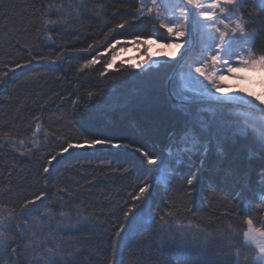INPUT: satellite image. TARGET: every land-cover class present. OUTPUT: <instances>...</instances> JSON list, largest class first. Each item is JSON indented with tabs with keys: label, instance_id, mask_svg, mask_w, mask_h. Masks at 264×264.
I'll use <instances>...</instances> for the list:
<instances>
[{
	"label": "trees",
	"instance_id": "1",
	"mask_svg": "<svg viewBox=\"0 0 264 264\" xmlns=\"http://www.w3.org/2000/svg\"><path fill=\"white\" fill-rule=\"evenodd\" d=\"M138 14L133 0H0V214H18L25 197L44 190L57 219L63 203L72 223L83 225L64 237L78 249L76 264H111L115 231L124 211L140 204L133 197L147 182L150 198L123 234L116 264H204L235 260L238 251L240 264H251L255 250L244 246L245 221L256 218L264 231V152L252 131L222 141L220 149L211 139L206 154L185 152L178 146L189 117L166 90L171 62L139 72L117 56L114 68L100 75L121 47L111 43L146 40L157 27ZM238 14L255 33L253 50L264 52V8L244 2ZM125 21L124 29L110 31ZM93 57L98 63L79 71ZM91 138L110 143L73 149L48 165L65 142ZM137 147L158 165H147ZM178 154L171 166L175 178L166 182L163 167ZM192 172L199 183L189 196L182 178ZM189 227L207 242L181 249L162 241L169 230ZM14 236L13 227L9 238Z\"/></svg>",
	"mask_w": 264,
	"mask_h": 264
},
{
	"label": "snow or ice",
	"instance_id": "2",
	"mask_svg": "<svg viewBox=\"0 0 264 264\" xmlns=\"http://www.w3.org/2000/svg\"><path fill=\"white\" fill-rule=\"evenodd\" d=\"M244 2L245 0H186V4L192 5L196 10L193 13L192 8H186L184 0H181L179 4L171 6L181 9L183 13L181 19L176 18L174 12L170 13L168 3L163 0H152L151 7L147 8V16L149 19H158L159 27L168 34V39L160 44L161 48L171 50L163 63L174 60L178 54L183 59L185 70L181 73L180 84L173 94L176 108L184 111L190 103H207L215 111L223 113L224 110H228L231 116L238 119L225 120L223 126L229 128L233 134L244 136H247L248 130L251 129L255 134L258 149L264 152V91L257 95L254 91L245 88H239L237 91L227 84L229 79L238 81L249 79L247 75H238V73H259L260 83L264 86V52L256 53L252 50L251 40L255 33L247 31L250 25L242 15H230ZM254 2L264 8V0H254ZM144 15L142 0L137 19ZM55 23L56 21L53 20H45V24ZM127 23V21L118 23L115 29L110 31L124 29ZM154 34L155 40H142L140 36H134L132 40L125 42L116 39L109 47L115 49L117 45H120V51H123L127 44H150L162 39L158 33H155V30ZM194 34H198L201 38L199 51L194 47L192 39ZM48 39L51 40V37L49 36ZM237 45H245L246 48L240 54H236L233 49ZM92 47L89 45V49H81V51H89ZM182 49L183 52H181ZM160 55L163 57L164 53L161 52ZM116 59L117 55L113 54L111 60L104 65V71L100 73L102 77L109 69L114 68ZM96 63L98 60L93 57L82 64L79 71L83 72ZM158 63L161 62L145 61L143 64H130L128 70L146 72L153 64ZM124 64L125 62L121 61V65ZM16 67H23V65L17 64ZM114 70L119 72L121 68ZM254 112L259 113V116L254 115ZM257 121H259L258 125ZM181 138L187 142L183 149L185 152L196 150L200 145V139L190 128L183 133ZM65 143L66 146H61L56 155L47 158L49 166L56 161L57 156L70 154L73 149L85 146L95 148L110 142L103 138H91L85 139L83 143L80 141ZM111 146L126 147L119 144H111ZM134 150L144 157L147 165H158L157 158L146 151L139 147ZM206 152L205 147L204 153ZM49 166L43 167L44 173H49ZM183 179H186L189 186L187 194L191 196L196 184L199 183L198 173L192 172ZM150 187L151 185L145 182L133 197L140 204L133 205L124 211V221L112 238L113 259L111 264H116L117 251L125 239L123 234L135 223L137 215L142 212V206L150 198ZM64 191L65 189H60L61 193ZM260 194L261 203H264V187L261 188ZM47 195L46 191L41 190L31 197H25L18 214H9L7 217L0 214V264H76L78 249L71 240H65L64 237H70L75 232H79L83 225L80 222L72 223L73 217L63 210V203H61L59 219H57L54 211L46 204ZM60 200L61 202L64 200L63 195L60 196ZM76 216L79 218L80 213L77 212ZM152 219L154 220V217ZM17 220L20 222L17 223ZM245 223L247 230L243 232L244 246H254L255 249L251 264H264V231L255 228L251 218H248ZM13 227L15 236L10 239L9 234L12 233ZM158 232H164L163 225ZM200 239L207 242L205 237H200L199 232H193L191 227L188 230L181 228L169 230L165 236H162V241L181 249L195 246ZM239 256L238 251L235 260L217 257L214 260L205 261L204 264H240Z\"/></svg>",
	"mask_w": 264,
	"mask_h": 264
},
{
	"label": "rangeland",
	"instance_id": "3",
	"mask_svg": "<svg viewBox=\"0 0 264 264\" xmlns=\"http://www.w3.org/2000/svg\"><path fill=\"white\" fill-rule=\"evenodd\" d=\"M133 1H135L137 3L138 9L140 10L142 0H133ZM163 2L169 4L170 13L174 12L176 18L182 19L183 13H182L181 9L179 7H176V8L171 7L174 4H179L181 2V0H163ZM245 2H252V3L256 4L254 2V0H245ZM151 4H152V0H143V7H144V13H145V15L143 17H148L147 16V8L151 7ZM256 5H258V4H256ZM184 6L186 8H192L193 13H195L196 10L193 8L192 5H187L186 0H184ZM154 15L155 14L153 13V16ZM230 15H233V16L239 15L238 14V8L234 9L230 13ZM194 18H195V16H194ZM150 20H153L156 23L157 27L153 29L150 37L146 40H155L154 30H155V33H158L162 39L157 40L155 43H150V44H139V45L127 44V46L124 48L123 51H120V49L117 51L116 54H117L119 59H122V60L125 59V61L127 63H131V64H134V63L140 62V61L144 62L146 60L149 62H152V61L163 62L165 60V58L167 57V55L169 54V52L171 50L161 48L160 44L168 39V34L164 29H161L159 27V20L158 19H150ZM249 32H252V31H249ZM192 39L194 42L195 49L197 51H199L200 42H201L200 36L198 34H194ZM256 41H257V39L255 38V35H254V37L251 40L252 50H253L254 46L256 45ZM245 48H246L245 45H237L233 49V51L236 54H240L242 52V50H244ZM183 51L184 50L182 49L181 52H183ZM161 52L164 53L163 57L160 55ZM256 53H258V52H256ZM168 62L172 63V71H171L169 78L167 80V83H166V90H167V93H168V96L170 97V99L176 104V101L174 99L173 94L180 84L181 73L185 69L183 68V59H182L180 54H178L174 60L168 61ZM238 75H247L249 77V79L239 80V81L235 80V79H229L227 81V84L230 86H233L235 90L238 91L239 88H245V89L254 91L257 95H260L262 93V91H264V86H262L260 83L261 77H260L259 73H247V74L238 73ZM189 95H191V94L189 93ZM249 111H253V110L249 109ZM184 112L189 117L188 129L189 128L192 129L195 132V134L198 136V138L200 139V145H198L196 150L201 151L202 149H204L203 147L206 144H208L209 142H211V139H212V142L214 141L212 143L214 148L220 149L219 144L222 143V141L223 142L225 140L230 141L233 139L232 137L241 136L239 134H233L229 128L223 126L225 120H237L238 119L236 117L231 116L229 114L228 110H224L223 113H221L219 111H215L207 103H201V104L190 103L186 106V109L184 110ZM254 115L259 116V113L254 112ZM258 124H259V121H257V125ZM250 130L251 129H249L248 132ZM251 133H252V137L254 138L255 134L253 132H251ZM182 135H181V137H182ZM182 141H183L184 145H183V143H179L180 145L178 146L181 149H183L187 143L184 140H182ZM247 151H248V149H247ZM176 156L177 157L173 156L175 158L174 161L173 160L166 161V162H168L166 164V165H168V167H165V168L163 167V171H164L165 175H161V177L162 176L166 177L165 178L166 182H172V179L175 178L174 174H172V172H171V170H172L171 166H172L173 162L177 161L178 158L182 157V155L178 154ZM259 223L260 222L256 221V218L253 219L254 227L263 231L259 227ZM246 230H247V228H246ZM252 248L254 249V246Z\"/></svg>",
	"mask_w": 264,
	"mask_h": 264
},
{
	"label": "bare ground",
	"instance_id": "4",
	"mask_svg": "<svg viewBox=\"0 0 264 264\" xmlns=\"http://www.w3.org/2000/svg\"><path fill=\"white\" fill-rule=\"evenodd\" d=\"M263 178H264V176H263Z\"/></svg>",
	"mask_w": 264,
	"mask_h": 264
}]
</instances>
